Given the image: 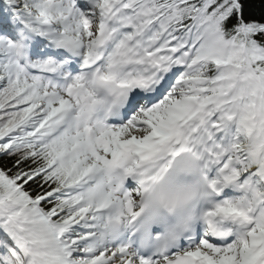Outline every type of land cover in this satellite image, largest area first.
<instances>
[{"label": "snow or ice", "instance_id": "6c2138e0", "mask_svg": "<svg viewBox=\"0 0 264 264\" xmlns=\"http://www.w3.org/2000/svg\"><path fill=\"white\" fill-rule=\"evenodd\" d=\"M0 264H264V0H0Z\"/></svg>", "mask_w": 264, "mask_h": 264}]
</instances>
